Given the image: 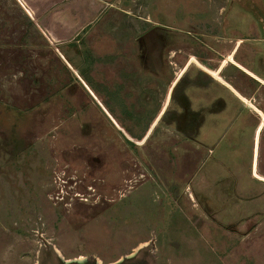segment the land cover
I'll list each match as a JSON object with an SVG mask.
<instances>
[{
  "label": "rangeland",
  "instance_id": "rangeland-1",
  "mask_svg": "<svg viewBox=\"0 0 264 264\" xmlns=\"http://www.w3.org/2000/svg\"><path fill=\"white\" fill-rule=\"evenodd\" d=\"M22 1L0 0V264H264V86L231 66L264 79V0Z\"/></svg>",
  "mask_w": 264,
  "mask_h": 264
},
{
  "label": "crops",
  "instance_id": "crops-1",
  "mask_svg": "<svg viewBox=\"0 0 264 264\" xmlns=\"http://www.w3.org/2000/svg\"><path fill=\"white\" fill-rule=\"evenodd\" d=\"M22 4H27V3H31L32 4V1H22L21 2ZM259 20H260V23L263 25V29H262V31H264V22H263V17H261V18H258ZM258 27V26H257ZM79 28H77V30H78ZM81 32H83V30L81 31ZM252 32H253V34H254V37L255 38H260V36H259V34H257V32H258V29L256 28V27H254V29L252 30ZM258 33H260V32H258ZM258 40H260V39H258ZM264 41V40H263ZM248 49V53L245 55V60L247 59L246 57L248 56L249 57V59H252V57H254V54L256 55V53L258 54V56H257V58L259 59L261 56H263L262 54L264 53V51L262 52V51H260L261 49H259L258 50V48H255V47H247ZM231 66L232 67H234L235 69H237L238 70V72L239 71H241L242 73H244V75L246 74V75H248L247 76V79H249V80H253V81H255L256 83H259V84H261V85H263L264 86V79L262 78V76L260 77V75H257L256 74V72H254V75L252 74V73H250L249 71H244V69H242L241 68V66H240V63H237V62H231ZM255 74H256V76H255ZM238 76V75H237ZM237 79H239V76H238V78ZM241 96V95H240Z\"/></svg>",
  "mask_w": 264,
  "mask_h": 264
},
{
  "label": "flooded vegetation",
  "instance_id": "flooded-vegetation-1",
  "mask_svg": "<svg viewBox=\"0 0 264 264\" xmlns=\"http://www.w3.org/2000/svg\"><path fill=\"white\" fill-rule=\"evenodd\" d=\"M227 2L229 1V0H226ZM248 1V0H247ZM231 2H233V3H242L241 2V0H231ZM244 2V1H243ZM226 13H225V15H226V17H229L228 15H229V13H230V11H228V10H226L225 11ZM226 26H227V24H225ZM259 74H262V75H264V67L263 68H261V69H259ZM219 83L221 82L220 80L218 81ZM220 84H222V82L220 83ZM237 96H239L240 98H239V100H240V102H242L243 103V97L242 96H240L239 94L237 95ZM218 100H221V97H220V99H218ZM251 100H253V101H255L254 103H255V105L256 106H254V105H252V109H253V111H257L258 113H260V112H264V99H260L259 97H257V98H255V99H251ZM218 104H220V101H219V103ZM249 109V108H248ZM251 115V117H252V114H250ZM257 117H255V119H256ZM259 118V117H258ZM261 120H263V121H260V119H259V121L257 122H255V124L257 123V127H256V132H255V134L257 133V130H258V128L260 129L261 128V126L263 127V125H264V119L262 118ZM255 121V120H254ZM263 124V125H261V123ZM255 140H256V136H255ZM254 142H256V141H254ZM256 145V144H255ZM253 159V158H252ZM254 159H255V155H254ZM263 181H264V179H263Z\"/></svg>",
  "mask_w": 264,
  "mask_h": 264
}]
</instances>
